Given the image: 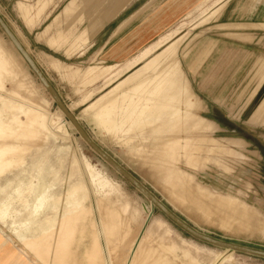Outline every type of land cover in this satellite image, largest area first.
Masks as SVG:
<instances>
[{"label": "rangeland", "instance_id": "rangeland-1", "mask_svg": "<svg viewBox=\"0 0 264 264\" xmlns=\"http://www.w3.org/2000/svg\"><path fill=\"white\" fill-rule=\"evenodd\" d=\"M134 1L0 0V13L110 156L191 226L264 250V126L247 123L264 87L246 105L264 29L259 44L234 42L212 27L228 15L188 27L211 0H158L112 41L121 55H82L102 13ZM145 207L152 202L84 142L0 27V243L28 264H264L192 237L156 207L129 257Z\"/></svg>", "mask_w": 264, "mask_h": 264}, {"label": "crops", "instance_id": "crops-1", "mask_svg": "<svg viewBox=\"0 0 264 264\" xmlns=\"http://www.w3.org/2000/svg\"><path fill=\"white\" fill-rule=\"evenodd\" d=\"M155 1H158V0H136L128 8L120 11L118 14H116V16L112 18H110V14L113 11L111 10L110 7L107 8L102 13L104 17L103 18L101 17L102 20L104 19V21L103 23H100V26L98 27L96 32L93 33L94 36H93V39L91 40V44L89 48L86 49L81 54L82 55L84 54V56H86L89 51L97 47L98 48L96 50L97 52H95L96 55L93 56L97 60L104 59L106 55H109V56L115 55V57H117V54L121 55L123 53L122 47H118L117 45L112 46V43L118 37L117 34H119L121 29L122 28L124 29V27H126L127 24L132 23L137 17L139 18L140 15L148 12L150 10L149 8L152 6L153 3H155ZM202 7L206 8V10H204L203 13L197 19L195 18L189 23V26H188L189 28H194L200 24L209 23L211 19L217 18L219 14L222 17L224 15H228L229 18H235V19L234 20L229 19L226 21H222V19L220 18V20L216 22L214 26H212V27L217 26L218 29L220 28L221 30H227V32L222 33L224 38L230 39L234 42L237 41L240 43L250 44V45L252 43L259 44L261 42L259 39L260 37L258 35L259 33H257L256 31L264 29V0H211V2H209L208 4H202ZM222 10L225 11L223 14H222ZM192 13L193 11L190 14ZM168 23H170V20H167L165 24H168ZM173 28L174 26H172L166 33L159 36V38H157L156 41L148 44L143 49H146L147 47H151V45L159 41L162 37L167 35V33L173 31ZM127 39L128 37H125L124 40H127ZM107 45H109V47ZM53 53L56 54L57 51L53 50ZM134 57L127 59L126 62H130V60L133 59ZM65 58L70 59V57L68 56H65ZM95 58L93 59L96 60ZM93 62L91 63L94 64ZM115 65L120 66L121 64H114L110 66H115ZM254 73H255L254 74L255 78L253 81H255V86L253 87V93L250 99L248 100V102L246 103V105H248V103L252 105L251 103L253 99L256 98L258 91H260L264 87V58L260 59L259 62L256 63ZM205 109H206L205 106H203V112L205 111ZM105 113L103 114L104 117H105ZM106 114L108 115V113ZM208 119L217 125V128L215 129L214 133L222 129L221 126L216 121H213L210 118ZM247 123L252 126L254 125L258 127L264 126V100L260 103V105L253 112V116H251L248 119ZM223 138L230 139V137H226V136H223ZM238 138H241V137H238ZM145 210H146L147 216H149V214L152 213V211L146 207H145ZM146 223L143 226L137 238L135 239L134 244L130 248L131 251H130L129 257H133L134 255L138 253L139 246L141 245L142 239L145 235L144 232L149 225L148 224L146 226ZM15 249H17L16 245H13L9 242L3 243V244L0 243V264H28V261L24 257L20 256L18 251ZM10 251H11V255H14V256L12 257L9 256ZM192 262L197 263L198 260L195 259L194 257Z\"/></svg>", "mask_w": 264, "mask_h": 264}, {"label": "water", "instance_id": "water-1", "mask_svg": "<svg viewBox=\"0 0 264 264\" xmlns=\"http://www.w3.org/2000/svg\"><path fill=\"white\" fill-rule=\"evenodd\" d=\"M0 27L4 31V33L7 34L13 46L18 49L27 65H29V67L37 76L38 80L41 81L45 89L50 93V95H52L61 111L65 113L67 118L71 121L72 125L75 126L77 132L79 133L80 137L84 140V142H86L94 151V153L101 157L112 169H114L116 172H119L129 183L136 187L145 198L149 199V201L152 202L153 211L155 207L158 208V210H160L166 217H168L176 226H179L186 233H189L192 237H195L209 245L212 244L214 246L221 247L224 249L238 251L241 253L245 252L256 257L260 256L264 258V250L262 249H254L249 246H241L229 241L220 240L212 235H208L204 232H201L200 230L187 223L182 217L176 215V213H174L165 202L161 201L153 193V191H151L148 187L144 186L130 171L128 172L114 157L110 156L100 146L98 142L92 139L85 127L82 126V124L77 120L76 116L71 111H69L67 105L62 100L61 96L58 94L52 82L46 77L44 71L41 69L39 64L36 63L34 57L30 55L28 50L25 49V47L21 44L17 35L14 34L5 18L2 17L1 13Z\"/></svg>", "mask_w": 264, "mask_h": 264}, {"label": "bare ground", "instance_id": "bare-ground-1", "mask_svg": "<svg viewBox=\"0 0 264 264\" xmlns=\"http://www.w3.org/2000/svg\"><path fill=\"white\" fill-rule=\"evenodd\" d=\"M19 39V38H18ZM20 41V40H19ZM22 44V43H21ZM28 50V49H27ZM69 111H71V110H69ZM153 209V208H152ZM153 214H154V211L152 210V213L151 214H149V216H148V220H147V223H146V226L150 223V221L153 219L152 217H153ZM146 228V227H145ZM145 230V229H144ZM143 230V231H144ZM233 251V250H232Z\"/></svg>", "mask_w": 264, "mask_h": 264}]
</instances>
